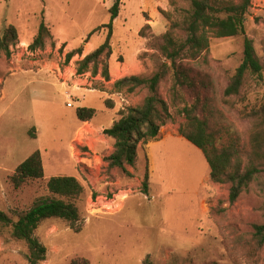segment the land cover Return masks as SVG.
<instances>
[{"label":"rangeland","instance_id":"rangeland-1","mask_svg":"<svg viewBox=\"0 0 264 264\" xmlns=\"http://www.w3.org/2000/svg\"><path fill=\"white\" fill-rule=\"evenodd\" d=\"M155 2L121 0L111 37V60L120 62L119 72L109 81L100 73L93 75L94 91L76 103L74 85L87 86L89 81L76 72L81 56L66 61V54L80 46L90 52L104 42L113 1L0 0V34L10 24L18 32L10 55L0 52V210L16 220L51 196L46 188L51 176H75L83 186L75 200L78 230L61 219H47L34 231L47 248L45 260L38 264H69L77 256L90 264H264V249L254 263L247 256L253 225L264 223V170L230 203L228 185L210 181L203 153L179 134L184 118L175 108H170L172 120L161 127L156 143L139 145L135 166L127 167L129 175L107 167L105 157L114 141L103 130L147 93L116 92L112 82L124 75L122 63L142 40L146 50L138 58L143 70L135 74L151 75L163 59L152 44L167 21L158 9L153 11ZM163 4L170 9L167 0ZM151 15L157 18L154 30L145 28L139 35L144 19L154 18ZM42 18L52 39L32 51L28 46ZM245 30L263 68L260 74L246 75L238 95L226 98L223 90L242 60V36L210 35L207 62H193L195 69L210 75L219 108L244 142L254 123L249 112L264 97V0H251ZM170 85V75L160 82L159 93L165 99ZM66 91L73 92L71 99ZM107 99L113 101L112 108L106 106ZM68 100L74 105L67 106ZM79 107L95 108L94 118L79 121ZM36 150L44 177L15 189L10 175ZM146 168L148 194L141 191ZM112 198L118 206L108 209L105 202ZM27 255L25 242L0 226V264H29Z\"/></svg>","mask_w":264,"mask_h":264},{"label":"trees","instance_id":"trees-1","mask_svg":"<svg viewBox=\"0 0 264 264\" xmlns=\"http://www.w3.org/2000/svg\"><path fill=\"white\" fill-rule=\"evenodd\" d=\"M109 8L110 21L107 35L98 47L77 61L76 72L82 74L100 73L106 80L111 79L110 60L112 57L111 37L113 22L119 14L121 0H112ZM170 9L158 8L166 19L165 31L159 35L153 48L163 58L151 75L126 74L112 82L113 90L134 93L146 89L141 102L127 107L120 117L103 130L113 139L112 151L105 157L108 169L118 168L130 174L127 167H134L140 144L157 139L160 129L172 120L170 108L184 118L179 125V134L203 153L213 183L228 185V201L233 203L245 191L254 178L264 170V97L258 107L252 108L249 116L253 119L248 140L243 141L237 129L227 121L218 106V99L210 75L195 69L193 62H207L210 35L223 38L242 36L243 55L235 68L223 97L238 95L248 73L260 74L262 64L255 52L252 40L245 30V16L251 0L231 2L228 0H167ZM150 28L145 23L139 31ZM52 33L44 18L39 22L29 49H43ZM18 42L17 28L10 24L0 34V52L10 55V48ZM83 47L72 49L66 54L69 61L75 54L82 56ZM170 75L168 99L159 93L160 82ZM112 108V100H105ZM79 121L94 118L93 107H79L76 111ZM44 167L39 150L25 158L10 175L15 189L27 181L42 179ZM149 174L147 168L142 175L141 191L148 194ZM50 197L42 198L16 220L0 210V226L9 228L10 235L25 242L28 248L29 264L45 260L47 248L35 236L34 231L47 219H61L76 230L80 220L79 208L75 200L83 193V186L75 176L56 175L46 181ZM249 261L255 262L264 249V223L254 224L247 244ZM69 264H90L82 256L74 257Z\"/></svg>","mask_w":264,"mask_h":264},{"label":"crops","instance_id":"crops-1","mask_svg":"<svg viewBox=\"0 0 264 264\" xmlns=\"http://www.w3.org/2000/svg\"><path fill=\"white\" fill-rule=\"evenodd\" d=\"M145 2L147 0H144ZM165 9L166 5L163 4V0H156L155 2V8H152L153 11L157 10L158 8ZM154 17V15H151ZM149 23L150 29L154 30L155 24H157V18L154 17L153 19H144V24ZM139 30L135 31L138 33ZM162 34V33H161ZM59 42V41H58ZM70 46V45H67ZM90 49H85L83 55L81 58L89 52ZM146 50V47L143 45V40L139 43V45L136 47V50L133 54V56L129 57L125 62L122 63L123 70H125L124 75L126 74H135L139 73L141 70H143V63L142 60L138 58V55L141 52H144ZM120 62H112L110 61V74L111 76L118 73L120 69ZM122 77V76H121ZM120 78V77H117ZM156 143V140L152 142L151 146Z\"/></svg>","mask_w":264,"mask_h":264},{"label":"built area","instance_id":"built-area-1","mask_svg":"<svg viewBox=\"0 0 264 264\" xmlns=\"http://www.w3.org/2000/svg\"><path fill=\"white\" fill-rule=\"evenodd\" d=\"M77 75L79 77H85V79H88L89 81V84L86 86V85H74V87L77 90V95H75V98H76V103L77 102H82L84 99H85V93L86 92H91V91H94V88L91 86V81L94 80V76L90 74V72H85V73H82V74H78ZM71 93L73 92H69V91H66L65 92V96H67L69 99H71ZM75 102L73 101H70L68 100L66 102L67 106H73ZM84 123H87V122H84ZM80 134V133H79ZM78 134V139L77 141L80 142L83 138V135L81 133V135ZM106 204V207L109 209L111 208H116L118 206V202H117V198H112V199H109L108 201L105 202Z\"/></svg>","mask_w":264,"mask_h":264}]
</instances>
